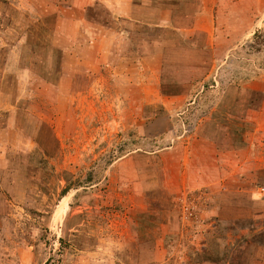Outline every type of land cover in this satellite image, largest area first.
Returning <instances> with one entry per match:
<instances>
[{
    "label": "rangeland",
    "instance_id": "obj_1",
    "mask_svg": "<svg viewBox=\"0 0 264 264\" xmlns=\"http://www.w3.org/2000/svg\"><path fill=\"white\" fill-rule=\"evenodd\" d=\"M260 1L192 45L172 1L0 0V264H264Z\"/></svg>",
    "mask_w": 264,
    "mask_h": 264
},
{
    "label": "crops",
    "instance_id": "obj_2",
    "mask_svg": "<svg viewBox=\"0 0 264 264\" xmlns=\"http://www.w3.org/2000/svg\"><path fill=\"white\" fill-rule=\"evenodd\" d=\"M153 0H148V2L150 3V8L149 9H152V5L156 4L157 3H162L163 4H166L169 3V1H172L174 2V0H154L155 2L152 3ZM235 1H245V0H229L230 3H236ZM257 3L259 2L261 4V1L260 0H256ZM179 2L181 3H184L185 4V9L186 8H190L189 11H191L190 13L189 12H186V15L185 16L182 12V10H179V11H175V10H171L170 14L168 16H166V19L167 21H165V23L162 24V22L158 24V21H156V19L154 18L153 22H151V24H153L151 26V29L153 30V33H156L157 31H161L164 27L168 26V22L171 21L172 25L176 26L174 23H175V16L179 15V17L182 18V20L184 21V24L181 25V26H176L177 28L175 29H178L179 31H181L183 34H185L184 38H190L188 41H182L184 44L186 43H189V44H194V41L195 40L193 38V36H195V34L201 36L204 40V38L206 39V43L211 45L212 44V41L217 43L218 40H219V36L222 35V31L220 29H218V24L217 22L219 21V11L221 10V3L223 2V0H190L189 2L185 3V0H179ZM135 6V5H133ZM188 6V7H187ZM258 12L260 14H264V4L262 5V7L258 8ZM177 14V15H176ZM253 15L252 16H249L248 20L249 22H247V26L249 29L251 27H254V26H257V22L258 21H262L261 18H259L258 20V17L257 14L255 13H252ZM236 16V15H235ZM239 19L238 21V24L235 25L237 26L238 28H241L242 24H245L246 22V17L245 15L239 13L238 17ZM231 19V18H230ZM253 21V22H252ZM164 22V21H163ZM181 19L179 18V23H181ZM252 22V23H251ZM150 23V22H148ZM254 24V25H253ZM159 27V28H157ZM157 30V31H156ZM248 31V30H246ZM244 32V31H243ZM243 32H240V34H242ZM255 31H253L254 33ZM178 36V35H177ZM164 38H167V39H175L176 36H165ZM164 40V41H163ZM162 42L164 44L167 43V41L165 39H163ZM181 39L177 37V42H179ZM204 44V43H202ZM205 45V44H204ZM203 45V46H204ZM206 46V45H205ZM154 51V50H153ZM165 58V57H164ZM249 92H255V91H249ZM221 170H223V168H221ZM225 172V171H224ZM224 178H222V182L221 184L228 190V189H231L234 185L233 183V178L232 177H228V175L226 176H223ZM233 184V185H232ZM145 217H147V225L148 227H146L145 229H141L142 232H145L146 236L148 239H151V237H153L155 234V228L152 229L151 227L154 226L152 225L155 217L154 215L152 216L151 213H144L143 214ZM142 215V217H143ZM143 219V218H142ZM153 219V220H152ZM137 230V229H136ZM168 229H165V231L162 233V236H164L163 234H168L170 233L169 231H167ZM142 232L139 233L140 237H143L145 234H143ZM142 233V235H141ZM138 235V237H139ZM141 239V238H140ZM139 239V240H140ZM149 243L148 241L145 240V243L143 244L144 246V249L145 250H148L149 248V244H146ZM163 249V247H161ZM165 249V248H164ZM163 249V250H164ZM135 250H138V251H141L139 248L136 247ZM153 252H155L153 250ZM163 257L161 258L160 256V261L158 264H162V263H167L166 261L169 260L167 259V254H166V251L165 253H163ZM208 262H204L202 264H207ZM130 264H135V261L131 262Z\"/></svg>",
    "mask_w": 264,
    "mask_h": 264
},
{
    "label": "trees",
    "instance_id": "obj_3",
    "mask_svg": "<svg viewBox=\"0 0 264 264\" xmlns=\"http://www.w3.org/2000/svg\"><path fill=\"white\" fill-rule=\"evenodd\" d=\"M190 0H185V3H187V2H189ZM173 5H175V9H173V10H175V11H179V10H182V12H184L183 14L185 15V16H187L186 15V12H191V11H189L190 10V8L188 7V8H186L185 9V4L184 3H180L179 2V0H174V2H173ZM157 28H159V27H157ZM249 103H253V100L251 99V101H249ZM71 189V187L69 186V185H67V186H65L62 190H61V197H63L65 194H67V192L69 191ZM210 261H212V262H219V259L218 258H216L215 257V255L213 254V253H211L208 257H207ZM45 264H47V262L45 263Z\"/></svg>",
    "mask_w": 264,
    "mask_h": 264
},
{
    "label": "built area",
    "instance_id": "obj_4",
    "mask_svg": "<svg viewBox=\"0 0 264 264\" xmlns=\"http://www.w3.org/2000/svg\"><path fill=\"white\" fill-rule=\"evenodd\" d=\"M190 207L189 205H186L184 204V206H182V211H183V214L186 216L188 213H190Z\"/></svg>",
    "mask_w": 264,
    "mask_h": 264
}]
</instances>
